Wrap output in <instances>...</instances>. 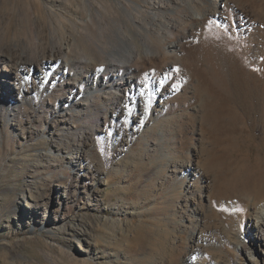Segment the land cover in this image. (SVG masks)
I'll list each match as a JSON object with an SVG mask.
<instances>
[{
	"label": "rangeland",
	"instance_id": "obj_1",
	"mask_svg": "<svg viewBox=\"0 0 264 264\" xmlns=\"http://www.w3.org/2000/svg\"><path fill=\"white\" fill-rule=\"evenodd\" d=\"M147 1L0 0L1 58L76 69L0 103V264H264V0Z\"/></svg>",
	"mask_w": 264,
	"mask_h": 264
},
{
	"label": "bare ground",
	"instance_id": "obj_2",
	"mask_svg": "<svg viewBox=\"0 0 264 264\" xmlns=\"http://www.w3.org/2000/svg\"><path fill=\"white\" fill-rule=\"evenodd\" d=\"M128 1L132 4L131 7L124 4L121 0H116V4L118 5V7L122 8V11L127 15L128 21L130 24L128 26V29L132 31L133 29L130 27H132V25L138 24V22L136 20V18H137L136 15L141 14L140 13V9L142 8L141 2L143 0L142 1L141 0H128ZM146 3L150 6L149 8L151 9L150 14L152 15V20H149L148 18L146 19L144 16L141 15L142 16V22L141 23H143L145 25V26L143 25L142 28L146 32H148L149 27L153 26L154 28H156L158 33H162L163 28H165L166 32H169V25H171V21L168 20L166 23H164L163 22L164 20L163 21H162V19L160 20L159 16L161 14V5L159 4V1L149 0V3H148V1ZM170 3H171V0H167L168 7H169ZM184 6L185 5H183V7ZM188 7H190V6L188 5ZM165 12L167 14H171L172 10H171V8H168V9H166ZM62 16L64 17V15H62ZM70 20L74 24H78V22L76 21L75 18H70ZM161 25H165V26L162 27ZM125 42H122V43H125ZM171 44L175 45V42H171ZM125 49H126V51H128L131 54L136 53V52H134L135 50L134 51L132 50V47L129 44L128 45L125 44L124 46L114 47L112 49V51L109 52V55L112 57H117V56L121 57V52L124 51ZM136 55L140 56L139 54H136ZM57 56L58 55L55 52L50 51L46 55H42L39 59H36V60H29V59L23 58V57L14 58L9 54L6 57H3V58L0 57L1 58L0 61L3 60V62L5 63L4 66H2L0 64V85H4V87L6 89V96L5 97L0 96V103H2V106L6 105L7 109L13 110V107L19 106L20 103L30 101V98H27L24 95V93H29L30 91H34L36 93V95L38 97H40V93H41L42 89H44V86L48 82L50 77L54 76L52 81H53V83H57L58 79H60L61 81L66 79V78H64L63 75H61L66 70L71 69L74 73L76 72V69L74 67L72 68L67 61H63L62 65H59V61L57 59ZM96 59H94L95 62L98 61ZM35 69H36V72H35ZM63 70H65V71H63ZM128 73H126L122 77V79L120 81H118L120 88H124L121 86L122 84H127L128 77H129ZM35 79H38V80H35ZM95 80L98 81L97 84H100L99 83V80H100L99 75L96 77ZM30 81H32L34 83L37 81L38 84L35 85L33 83V85H31ZM9 84L11 86H9ZM88 93H90V92H88ZM159 94H160V90L157 92V96ZM72 99L73 98L71 97L68 100V103L71 106V109L74 108ZM81 148L82 147L77 149L78 150L77 153H80L82 151ZM81 153L83 154L84 151ZM80 163H82V162H80ZM249 197L255 203L258 202L259 204H262L264 202V190H258L257 192L255 191V193L253 192V194L250 195ZM248 217H249V219L255 221V225H254L255 229H254V231L252 233V237H251L252 241H254V243L257 242V243L264 246V206L263 205L258 206ZM237 243H238L237 247H239L238 245H241L243 250H247V251L255 250V248H254L255 246L254 247L249 246L243 238L240 239V241H238ZM192 252L195 253L194 250ZM169 256H170L169 257L170 261L171 260L175 261V264H177L179 262V261L177 262V258L174 255L172 256V254H171ZM197 257L198 256L196 254L190 253L184 259L182 264H206V262L204 260H200L199 257L198 258ZM249 260L252 262V264H263L262 261H260L256 258H249ZM161 264H163V263H161Z\"/></svg>",
	"mask_w": 264,
	"mask_h": 264
}]
</instances>
